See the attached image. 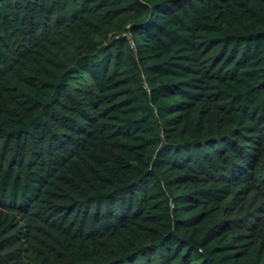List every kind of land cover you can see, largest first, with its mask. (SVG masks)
I'll return each mask as SVG.
<instances>
[{"label": "trees", "instance_id": "trees-1", "mask_svg": "<svg viewBox=\"0 0 264 264\" xmlns=\"http://www.w3.org/2000/svg\"><path fill=\"white\" fill-rule=\"evenodd\" d=\"M0 264H264V0H0Z\"/></svg>", "mask_w": 264, "mask_h": 264}]
</instances>
